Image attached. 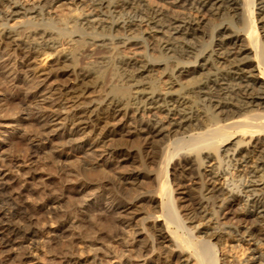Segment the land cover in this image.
Returning a JSON list of instances; mask_svg holds the SVG:
<instances>
[{
	"label": "bare ground",
	"instance_id": "1",
	"mask_svg": "<svg viewBox=\"0 0 264 264\" xmlns=\"http://www.w3.org/2000/svg\"><path fill=\"white\" fill-rule=\"evenodd\" d=\"M100 47L109 52L101 58L110 65L92 58L79 61ZM128 47L132 54H124ZM1 59L0 83H6L7 92L0 90V112L33 116L35 127L21 134L27 141L22 158L12 151L0 153V264H12L13 256L16 264H27L42 243L38 226L44 221L58 223L56 236L79 228L80 238L102 242L123 236L137 204L157 201L158 210H150L142 223L146 237L125 241L128 253L121 254V264H219L217 246L224 236L241 241L246 235L264 244V0H0ZM60 65L66 70L58 75L68 77L51 86L56 98L33 108L50 69ZM14 66L40 89L15 83ZM157 69L159 75L153 74ZM16 88L20 94L13 92ZM89 91L100 96L79 102ZM58 122L71 125L67 136L48 130ZM9 133L0 135V144ZM77 134L103 159L118 163L132 156L127 141L137 140L136 153L142 155L137 168L109 177L95 159L74 167L83 188H95L92 194L110 200L106 212L126 220L108 223L93 213L85 227L74 206L58 208L56 192L65 193L71 171L63 169L68 156L50 144L55 137L59 145L71 144ZM155 144L157 155L150 151ZM38 159L48 167L57 164L59 179L33 191L40 204L28 201L11 183L21 162ZM147 159L159 168L149 169ZM151 177L155 188L136 187L142 192L133 197L130 190L124 192V183H146ZM187 181L191 193L180 196L174 186ZM238 207L242 212L233 215L238 223L224 227L220 217ZM72 214L79 223L69 219ZM167 240L175 249L165 248ZM66 241L58 242L52 261H74L76 244ZM15 246L16 255H4ZM254 258L244 264H264V251ZM222 261L234 264L225 256Z\"/></svg>",
	"mask_w": 264,
	"mask_h": 264
},
{
	"label": "rangeland",
	"instance_id": "2",
	"mask_svg": "<svg viewBox=\"0 0 264 264\" xmlns=\"http://www.w3.org/2000/svg\"><path fill=\"white\" fill-rule=\"evenodd\" d=\"M57 10H58V8H57ZM133 51H134L133 48L131 49L130 47H128V48L124 49V54H132ZM95 52L96 53H94L92 55L93 57L91 56L89 58H85V59H82L79 61L84 64L85 60H91V58H92V60H94L95 62H98L101 64L104 63L103 65L106 64L107 66L110 65V63H109L110 60L103 62L104 59L101 58L105 54L107 55V53H109L108 51L106 52L105 48H101V47L97 48L95 50ZM95 57L96 58L100 57L101 59L100 58L96 59ZM4 58H6V57H4ZM105 60H107V58ZM0 62H2V59ZM111 63H112V59H111ZM10 66L12 67V64H10L9 67ZM16 66H14V68ZM63 68L64 67H61V65H60V66H55V67L50 69V76L47 78L45 85L41 88V91L38 93V95L34 99V101H32L30 104L33 108L35 107L34 104H36V103L49 105L48 103L50 101L54 100V98H56L57 94L53 93L52 91H49V90L51 89V86H53V85L57 86L59 83L62 82V80L64 81L67 79V77H68L67 75H63V76L58 75V70L59 71L66 70ZM15 73L17 75V79L15 80V83L19 84L20 86L25 85L24 88H27V89H32V90H39L40 89V87H41L40 85H38V86L33 85L35 82L34 80L26 78V74L20 66L16 67ZM159 73H160V69H157L153 72V74H155V75H159ZM109 78H110V74L107 73V75H105V80L106 79L108 80ZM2 82H3V84H2ZM2 82L0 83L1 84L0 88L2 87V89H0V90L1 91L4 90L3 92L6 93L7 92V89H5V88H7V86L5 87L6 83L4 81H2ZM20 91L21 90H19L17 88H16V90L15 89L13 90V92L15 94H20ZM89 92L85 93L84 97L82 96L79 99V102L80 101H88L90 99L97 98L98 94L100 93V92L98 93V91H95L93 93L90 92V94H89ZM86 94L87 95L89 94V95L87 96ZM99 96H100V94H99ZM32 103L34 106L32 105ZM66 103L69 104V103H71V101L68 100ZM62 111H64V108L62 109ZM11 113H12L11 111L0 112V116H1L0 117V121H1L0 122V135H4L5 132H11L8 134L6 140L0 144V151H1L0 153L2 155H5L7 152L9 153L12 151L11 153L16 152L15 154H18L17 156H20L19 152L22 151L21 149L23 147H25V145L27 143V141L25 140V138L21 134H23V131H26V133H31L33 131V129H34L33 127H35L34 123H33V116H28L27 114H24L22 112L15 113V114H11ZM60 120H62V119H60ZM59 122H61V121H59ZM59 122L57 123V125L54 126V129H52L53 126L50 125L48 127L49 128L48 130H51L50 132L53 135L54 134L59 135L56 137H60V136L65 137L68 135L67 133L70 130H72L71 125H69L65 122V124L62 126ZM13 131H15V132L12 133ZM56 137H55V140L50 144V148L53 151H58V152L63 153L64 155L68 156L66 161L64 160L62 162V164L64 163V168H63V165H62V168L64 170L71 171L70 173H71V177H72V178L70 177L71 179L69 178V181L66 180L67 183H65L66 181H64V184L67 188L65 190L64 194L61 195L58 192H56L57 196L61 197V201L59 202V204L61 203V205L58 204L59 205L58 208H60V210H70L74 206L75 209L76 210L78 209L80 212L79 217H80V219L82 218L80 220V221H82L81 226H85V227L90 225L89 223H92V220H88V219L93 217V213H97V215H96L97 217H99V218L101 217L104 220H107L108 223L114 222L117 220H121L122 217H120L118 214H114V216H112L113 214H111L110 212H106V209H107L106 207L108 206L110 200L107 199L104 194L102 196L94 195L92 193L95 190V188L94 189L91 187L83 188V186H81V184L78 182V180H80V178H78L79 176L76 175L77 173H76V171H74V169H76V168H74V167H78L90 159H95L92 161H94V162L97 161V163H99L100 168H106V171L108 172L107 175L109 177H112L113 175L120 173V171L121 172L125 171L126 168H129V169H133L134 167L137 168L141 164L140 160L142 159L141 158L142 155L140 156L136 153V150L138 149L137 140L135 138H132L130 141H127V143L129 142L127 147L130 148L131 150L134 149L132 151V156L128 160L118 163L116 160L108 161V160H105V158L103 159V157L100 156L99 149H97L95 147L93 148L92 145H89L88 143L83 142L84 141L83 140V138H84L83 134L82 135L77 134V135L73 136L75 141L72 140L71 144L68 143L67 145H64V146L59 145L60 144V142L58 141L59 139H57ZM70 137H72V136H70ZM79 138H81V139H79ZM0 139H2V138L0 137ZM1 146H3V147L1 148ZM151 147H149L143 153L149 151ZM158 148H159V145L155 144L152 148L155 151H153L151 149L150 150L151 154H152V152H153V154L154 153L156 154V152L158 153V151H157ZM92 157H94V158H92ZM20 158H22V156H20ZM41 159H38L36 161H31V162L29 161V163L27 161H24L23 163L21 162V165H18V168H17L20 174L16 173L17 170H15L16 172H14V174L12 173L13 179L11 180L13 187L19 191H22L25 195V198L28 201H30V202L34 201L35 203H38V204H40V200L36 199L38 197L36 194L33 193V191H35L37 189H41L45 183H51V184L53 183V185L59 183V179L56 178V170L57 169H56L55 165H57V164L49 165L50 167H48V165L45 166L41 163L43 161ZM213 161L214 160H212L210 162V164L215 163V161L214 162ZM60 164H61V162H60ZM145 164L148 166V168L152 167V170L154 169V171H156L159 168L158 167L159 163H156V162L154 163V161H150L148 159L145 161ZM58 165H59V163H58ZM124 165H125V167H123ZM171 167L172 166L169 167V177L170 178H172V176H173L172 172L174 171L173 168H171ZM152 178L153 177L146 179V181H148L146 183L145 182L141 183V181H142L141 179L135 180L136 182H134V183L136 185H134V183H128V184L124 183L123 185L125 187H127V188H125L123 186L124 190H126L124 192H127L130 190V192L133 193L131 197H133L135 193L140 194V192L145 191L147 188L153 189L156 187L157 184L154 183ZM21 180H22V182H21ZM103 180H104V182H106L105 179H103ZM150 183L152 185H150ZM184 183H185V185H181L182 187H180V186H178L177 188H176V186H174V187H175V189L180 191L179 192L180 196H184V195L186 196L187 195L189 197V195L191 193L188 189L189 182L187 181ZM132 187H133V189H131ZM134 188L139 189V190L143 189V190L142 191H138V190L136 191V189L134 190ZM56 193L54 192L53 194L56 195ZM127 200H130V199H127ZM73 201H75V202H73ZM77 201H78V203H77ZM71 204H73V205L71 206ZM140 204L139 205L137 204L138 206L136 205L135 208H133L134 210L128 214L129 216L130 215L132 216V219H131V221L129 220L130 222L124 223V227L126 226L125 227L126 230L123 232V236H120L121 238L120 237H114V238H110L107 240H101L102 242H100L99 240L91 241L89 236L86 237L85 239L80 238L79 234H77L80 230L79 228L78 229L77 228H70V229H68L69 231L64 233L61 237L56 236L54 229L56 228L58 223L57 222H51V221H48V222L44 221L41 224H39V226H38V228L41 231V239L43 240V241L41 240L42 243H40L41 244L39 246L40 248L32 256V258L30 257L28 259L27 257L25 258V256H24L22 259H24V261H26L28 259L26 262L27 264H63V263L57 262L58 258H56L55 261L51 260L53 258V253H55V250L59 244L58 242H65L66 240L67 241L73 240L74 245L76 244L74 247L75 248L74 250L76 252L74 254V261H72V263L69 262V263H65V264H121V262H120L121 254L123 252H125V254L128 253V246L127 245H126L127 247L125 246V241L128 239L134 238L135 243H138V242H140L139 240H143L146 237L147 231L142 229L143 228L142 223L144 222V218L146 217V215L148 213H150V210H151V212L154 209L158 210L160 203H159V201H157V203L154 204L153 206H149L146 203H143V204L140 203ZM155 206H157V207H155ZM67 208H69V209H67ZM104 210H105V213L103 214ZM241 210L242 209L240 207H238L235 210H233V211H236L237 213L236 212L233 213V211H232L231 214L227 218L224 219V218L220 217V219L222 221L225 220L227 222V223L225 222V224L223 226L228 228V227H232V225H235L236 223H238L235 220L236 218L233 217V215L239 214ZM101 213H102V216H100ZM43 214L46 216L48 215L46 213H43ZM110 217L112 219H110ZM69 219L71 221L75 222L76 224L79 223L78 221H76L78 219L74 215L73 216L70 215ZM109 220H111V221H109ZM122 220L124 221L126 219L122 218ZM149 220H151V219H149ZM128 223H130L131 225H128ZM203 225H205V224H201L199 227H203ZM81 229H83V227H81ZM133 230H134V235H131V232ZM129 234H130V236H129ZM172 243L173 242L170 240L165 241V243H164L165 248L167 250L168 249L169 250L175 249V247ZM15 247L16 248L14 250L12 249L10 252L4 253V255H8L10 253H12V255H14V254L16 255V253L19 252L18 251L19 249L17 248V246H15ZM217 248H218L217 253H218V257H219V264H223L222 260H223L224 256L226 257L227 260H229L230 262H232L234 264H239V263L244 264L248 258H249L248 260H250V262H253L252 260L255 259L254 256L255 257L259 256L260 253L264 251V244L261 245L260 243H256V242H254V240L250 239L246 235H244V239L241 241L240 240L238 241V238H233V237L229 238V236H224L222 243L218 244ZM103 250H105V251L107 250L108 253L105 254V252ZM155 254H156V252H152L151 256H155ZM163 257L164 256H162L161 259H163ZM11 260L13 262V263L11 262L12 264H16L18 261L17 257H14V256H13V258H11ZM132 260H134L133 262H136L138 259L132 257ZM252 264H257V263L254 262Z\"/></svg>",
	"mask_w": 264,
	"mask_h": 264
}]
</instances>
